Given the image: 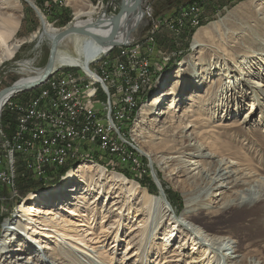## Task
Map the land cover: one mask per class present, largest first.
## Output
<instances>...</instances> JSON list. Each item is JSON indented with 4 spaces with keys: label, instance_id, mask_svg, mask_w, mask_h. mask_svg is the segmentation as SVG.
<instances>
[{
    "label": "rangeland",
    "instance_id": "obj_1",
    "mask_svg": "<svg viewBox=\"0 0 264 264\" xmlns=\"http://www.w3.org/2000/svg\"><path fill=\"white\" fill-rule=\"evenodd\" d=\"M107 1L111 4V0ZM183 1L186 3L191 0ZM261 1L263 0H207L204 3V20H202L199 26L186 30L181 34L173 32L166 26H161L156 30L153 41L150 39H147V41H141L143 46L149 49V53L154 50L157 52L154 53L153 56L152 53L149 56L151 63L148 75L149 84L145 87L144 91L139 94L138 108L142 102L149 100L154 96L155 92L158 90L157 84L161 79L168 81V78H172L183 59L191 57L192 59L194 58L193 60L198 62V64H196L194 71L187 67L186 71L183 72L182 78L177 79L179 98H181L182 95L183 100L191 95H193L194 98L192 101L184 103H181L180 101L179 103H181V105L178 106V110L173 113V116L167 115V113L165 116H163L162 113L160 114V112H163L164 108L167 107L166 104L169 99H165L164 103L159 105L155 114L151 113L147 122L138 127L133 126L134 121L131 124L130 122L125 124V122L121 120L117 121V123L121 125L127 143L132 150L131 161L127 162L128 164L124 163L121 165L114 161L109 162L105 155L95 152L91 157L84 155L67 162L65 166L74 165L68 169L64 168L65 171H61L57 178H50L45 181H43V179L42 181H38L39 179L33 180L38 182V184L34 185L35 187L31 188L29 191H24V189L18 184V178L23 175H27L28 177L33 172L24 167L20 157L17 155L16 173L13 175V172L11 171L12 181H8L10 186L3 185L0 189V241L6 236L5 233L8 228L13 226L11 223H15L14 221L19 218L17 216L18 205H20L30 192L41 193L51 191L48 195L55 194L53 193L54 191H52L53 187L60 183L63 186L67 184L68 180H66V178L64 179V176L68 174L70 169H77L79 164L83 161H95L104 166L109 172L121 173L130 180H136L142 187H145L148 192L162 195L163 198L168 201L164 204L167 208L168 215L163 219H159L160 226H158L159 224H153V226H151V221H154V218L156 219L157 214H154V216L146 223L144 214L140 216H138V214L133 215V208L129 211L128 207L129 204L136 200H131L132 198L129 197L126 187L121 188L118 185L111 186V182L104 178H94L91 181L89 180V184L84 183L82 185L84 186L83 189L74 196L80 194L87 197H92L93 195L96 196L95 200L97 201L96 204H94L95 208L93 214L89 213L87 216L88 219L86 217L87 226L84 228L95 232V234L88 235L86 242H88V245L90 244L91 247L97 246L95 249L98 250V252H95V254H98V257L95 259L96 264H157L160 257H158L156 249L161 246L164 233L170 230V227L168 226L169 220H167L169 214L171 217H175V219L178 220V223H181V234H186L190 228H194L198 231L199 235H205L206 228L204 227V224L187 218V214L205 208L211 210L216 209L215 206L218 204L217 202H219L220 196L217 195L218 197L215 202L207 200L206 204L196 207L191 206L188 201L200 200L207 191L209 196L205 198H216L215 195H211L212 192L214 194H219L220 191L216 190L215 185H213V189H208L210 188V183L207 184L214 175L210 174L211 172L205 167L200 171L196 178H189L187 179L188 182H185V176H178L174 173L177 171L176 163L166 160V155L164 153L162 154L159 150L148 147L147 141L150 139L151 135L158 138L165 137L167 134L171 135L172 138L177 141H180L181 137L179 132L182 129L184 130L183 133L185 136L190 135L192 129L188 130V127H184L189 123L186 122V118L183 117V111L186 107L195 109L200 108V110L204 112L205 121L208 122V125L211 127L208 128L210 130L212 129L211 131H214V135H216L217 138L227 141V143L230 144L232 143V139H234L238 143V146L236 148H231L230 151L237 150V152L244 154L247 158H251V160L264 162V86L261 87V91L256 90L251 88L244 80V73L246 74L245 79L248 77L252 79L255 77V74L251 75L253 72L258 73V76L256 77L264 80V9L261 8L263 6L260 4ZM21 2L23 6L21 12L23 14L20 17V27L15 34V38L17 39L28 37L35 31H42L43 24L41 17H45V19L56 28H63L68 24L74 23L72 19L77 17V11L87 10V4L89 3L87 0H81L80 4H74V1L62 2V8H60V10L67 9V11H64L67 12L68 19L61 23L59 22V18H56L55 14L56 9L58 8L55 6L53 0H21ZM93 2L96 3L97 0H94ZM115 2L117 5L116 13H118L122 0H115ZM179 3L180 0H169V2L163 1L157 4L155 13L156 15H160L172 6H177ZM240 3L246 4L245 8L241 10V14L237 12L233 16L227 17L226 15L228 11ZM162 7L164 8L162 9ZM107 9H102L101 11L93 13L92 17H101ZM89 17V15L81 14L77 18L85 20ZM220 19H222V21L219 24L218 32L205 38L204 44H219L220 47L225 48L224 43L229 41L234 43V40L238 41L241 38V44L245 43L246 46H250V44H248L250 42L249 38L252 36H257L258 38L257 43L254 42L253 44V49L256 48L258 54L253 51V54L247 56L245 63L238 64L241 65L240 70L243 73L241 79L239 69L230 72L231 70L226 69L224 62L222 61L223 63H221V56L219 55H222V53L217 52V49H214L213 51L204 46V54L196 59L199 55V50L192 48V41L195 32L203 25H207L209 22ZM144 28L145 25L141 29L137 27L135 33L137 34V32H141ZM131 32H134V29ZM37 41L38 40H33L22 43L14 58L2 63L0 66V92L2 89L17 82L24 75L30 74V72L27 73L21 70V64L23 61L32 60L31 65L35 69L46 66L49 58L51 42L44 39L38 47ZM60 44L58 45L59 50L76 55L74 44L71 39H63ZM250 47H252V45ZM260 54H262V57ZM230 65H232V63ZM91 67L101 73L97 63H91ZM71 72L75 76H83L80 69H71ZM190 73L193 75L190 76ZM189 77H191V79ZM200 80H205V82L199 87V84L202 83ZM232 80L235 82L237 81L238 83L234 86ZM229 81L230 84L227 85V82ZM39 89L40 87L37 85L31 89L23 90L16 94L15 97H11L8 101L23 100L24 98L37 93ZM245 93H247V96L242 99L241 95H245ZM194 100L197 101L194 102ZM8 101L6 102L3 111L7 110L6 107L9 103ZM252 102H255V109H252ZM3 111L0 117V138L5 133L7 134V129L9 128L8 125L2 124ZM249 113L250 115L245 117L246 114L248 115ZM154 118L156 120H154ZM194 143L200 146L201 152H210L209 149L206 148L205 143L202 145L201 141L195 139L192 140V144ZM142 158L145 159L144 162L147 166L144 165ZM214 159L217 161L219 160L218 162L224 164V160L221 161V157L216 156ZM232 161L234 160H231V162ZM235 162L236 161L233 163L235 164ZM146 167L148 170L144 171V168ZM174 168L176 169L174 170ZM197 172L198 169L196 170V175ZM259 172L263 173L264 171L259 170ZM13 176L15 177V182L13 181ZM149 177L152 179V182H150ZM259 177H257L258 180H264V173ZM196 181L199 183H197L198 185L196 187L199 191L195 193L190 186L192 184L195 185ZM214 182L215 181L213 180L211 184ZM219 183L225 186L227 180H220ZM254 184L256 185L257 182L255 181ZM199 185L204 187H200ZM251 188H254L253 184H251ZM167 191L170 192V196ZM176 194L182 199V205L179 203V198ZM74 196L69 198L74 199ZM242 196L245 195L242 193ZM119 207H121V209H119ZM224 226L225 224H223L222 227L213 230V233L222 237L221 239L225 240L226 238L223 249H227V253L231 256H237L239 261L247 255L249 261L253 259L250 257L251 253L248 252V248H241L240 239L241 235H244L241 231V227L237 228L235 231H229V229ZM81 233H84L85 235L87 234V232L85 233L84 231ZM17 234L18 233L8 236L9 238L16 236L17 239H11V242L7 243V247L5 248L7 250L4 252L5 254H3L2 260L0 259V264H3L4 262L6 263V261L12 262L6 264L36 263L37 261H31L32 258L29 261L30 251L23 252L18 249L22 246L21 244L24 240H26V233L21 230V232H19L18 235ZM20 237L21 239H18ZM91 237H95L94 240L88 241ZM192 242V239H189L188 237L184 242L185 248H193ZM235 245H238V247ZM232 246L234 247L231 248ZM234 250H236V253H233ZM62 255L63 254H61V257ZM212 255L213 254L210 256ZM34 259L36 260V258ZM45 260L47 264H74L69 261L70 259L66 261V257H63L59 263L50 258H45ZM39 262L36 264H42ZM95 262L93 258H86L79 264H95Z\"/></svg>",
    "mask_w": 264,
    "mask_h": 264
},
{
    "label": "bare ground",
    "instance_id": "obj_2",
    "mask_svg": "<svg viewBox=\"0 0 264 264\" xmlns=\"http://www.w3.org/2000/svg\"><path fill=\"white\" fill-rule=\"evenodd\" d=\"M87 1L89 2L87 4L88 9L78 10L77 17L81 14H86L90 16L89 18L81 20L74 17L72 19L74 23L68 24L63 28H56L45 19V17H41L43 24L42 31H35L28 37L17 39L15 38V34L20 27V17L23 14L21 12L23 9L22 2L21 0H0V66L4 61L14 58L22 43L38 40L37 46L39 47L44 39L52 42L53 37L59 31L70 26L83 27L96 32L102 37H109L114 31L115 24L118 25L119 23L118 33H121L125 27V14H122L118 18V21H115L112 18H107L102 20L98 19L97 22H95V18L92 17V14L101 11L102 9H107L110 6V3L107 0H97L96 3L93 2L94 0ZM206 1L207 0H191L186 3L183 1V4H180V11H188V8L205 5L204 3ZM139 2L140 0H138V5ZM128 3H130V0H123L125 6H127ZM260 4L263 5L261 8L264 9V0L261 1ZM245 6V3L238 4L236 7L229 10L226 16H233L237 12L241 14V10L245 8ZM104 15H106V11H104V14L101 17ZM139 17V6H136L132 13V22L134 26ZM221 21L222 19L209 22L195 32L192 41V48L199 50V55L196 59L204 54L205 51H203V47L205 46L213 51L214 49H217V52L222 53V55H219L221 56L220 61L221 63L224 62L227 70H231L230 72L237 71L238 69L240 70L241 65L238 64L245 63V59H247L249 54H253V51L257 53L256 48L253 49V44L254 42L257 43L258 38L257 36L249 38L250 42L248 40V44H250V46L252 45V47L249 45L246 46L245 43L241 44V38L238 41L234 40V43L228 40L229 42L224 43L225 48L220 47L219 44H204L205 38L218 32ZM67 38L71 39L73 42L76 55L58 49L52 74L46 81L38 85L39 87L47 84L52 78L64 74L65 68L74 69V63L79 64L85 70H88L95 80L100 81L99 76L92 71L91 63L94 62V64L97 63L98 65L104 64V62L107 61V53L111 49L112 44L80 34H69L64 40ZM120 39H122L121 34L114 36L115 41H119ZM260 56L262 57V54H260ZM193 59L191 57H186L179 64L172 78H168V81L161 79L157 84L158 90L152 97L153 99L145 100L139 108V97L132 101L129 114L126 116V123L130 122L131 124L134 121L133 126L138 127L147 122L149 115L151 113L155 114V111L160 104L164 103L165 99H169V101L166 104L167 107L164 108V111L160 112L163 116H165L166 113L167 115L173 116V113L178 110V106H180L181 103L192 101L194 98L193 95L184 100L183 95L179 98L177 79L182 78L183 72L186 71L187 67L192 69V71L195 70L198 62ZM231 63L232 65H230ZM31 64L32 60H25L22 62L21 70L27 73L30 72V74L21 77L16 82L18 89L9 92L0 100V117L6 102L11 97H15L16 94L28 89V86L31 83L38 84L39 79L43 76L44 67L35 69ZM242 74L243 73L240 70V79L242 78ZM253 74H255V77L252 79L249 77L245 79L246 74L244 73V80L251 88L261 91V87L264 86V80L256 77L258 76V73L253 72L251 75ZM192 75L193 74L190 73V76ZM189 78L191 79V77ZM200 81L202 83L199 84V87L204 84L205 80ZM232 83L235 86L238 82L232 80ZM228 84H230V81L227 82V85ZM246 96L247 93L241 95L242 99ZM180 101L181 103H179ZM196 101L197 100H194V102ZM253 108L255 109V102H252V109ZM203 113L204 112H202L200 108L195 109L186 107L184 109L183 117H185L186 122L190 124H187V126L185 125L184 127H188V130L192 129V131L190 135L185 136L183 133L184 130L182 129L179 132L181 137L180 141H177L168 134L165 137L158 138L151 135L150 139L147 141L148 147L159 150L162 154L164 153L166 155V160L176 163L177 171L174 173L178 176H185V182H188L187 179L189 178H196L200 171L207 167V170L211 172L210 174L214 175V177H211V180L207 182V184L210 183V188L208 189H213V185H215L216 190L220 191L219 194H214L212 192L211 195H215L216 198H205L209 196L207 191L200 200L188 201L191 206L196 207L206 204L207 200L215 202L217 197L220 196V200L215 206L216 209L211 210L205 208L187 214V218L204 224V227L206 228L205 235H199L198 231L194 228H190L186 234H181V223H178V220L175 219V217H171L169 214L167 220H169L168 226L170 227V230L164 233L161 246L156 249L158 257H160L157 264H264V180L261 181V179H257V177L264 173L259 172V170L264 171V162L251 160V158H247L244 154L237 152V150L230 151L231 148H236L238 143L234 139H232V143L230 144L227 143V141L217 138L216 135H214V131H211L212 129L210 130L208 128L210 126L208 125V122L205 121ZM250 113L248 115L246 114L245 117L249 116ZM156 119L158 120L157 117ZM156 119L154 118V120ZM123 136L125 137L124 132ZM194 139L201 141L202 145L205 143L206 148H208L210 152H201L198 144H192V140ZM5 152H8V157H11L10 170L14 175V173H16V157L18 154L17 141H14V139H6ZM18 156L20 157V155ZM88 156L91 157V155ZM216 156L221 157V161L224 160V164L218 162L219 160H215L214 158ZM78 157L80 156L74 157L67 162ZM231 160L236 161L235 164L233 163L234 161L231 162ZM175 169L176 168H174V170ZM197 169L198 172L196 175L195 173ZM59 173L60 171L58 170L56 177L59 176ZM65 178L68 180L67 184L63 186L60 183L61 185L56 184L55 187H53L52 191H54L53 193L55 194L48 195L51 191L41 193L30 192L20 205H18L17 216L19 218L14 221L15 223H11L13 226L8 228L5 233L6 236L0 241L1 260L3 254H5L4 252L7 250L5 249L7 243H10L11 239H17L16 236H13V238H9L8 236L14 235L15 233L19 234L22 230L26 233L28 239L26 238L21 244L22 246L18 249L23 252L30 251L31 254L29 253V261L32 258V262L40 261L39 263L47 264L45 258H50L59 263L63 257H66V261L70 259L69 261L74 264H79L86 258H93L95 262V259L98 257V254H95V252H98V250H95L97 246L91 247V245H88V242H86L88 235L95 234V232L84 228L87 226L86 217L89 213L93 214L95 208L94 204H96L97 201L95 200L96 196L93 195L92 197H87L81 194L74 196L83 189L84 186L82 185L84 183L89 184V180L91 181L94 178H104L111 182V186L118 185L121 188L126 187L129 197L132 198L131 200H136L129 204V211L133 208V215L138 214V216H140L144 214L145 223L148 222L154 214H157L156 219L154 218V221H151V226H153V224H159L158 226H160L159 219H163L168 215L167 208L164 206L165 202L168 201H166L162 195L148 192V190L145 187H142L138 181L130 180L121 173L109 172L104 166L95 161L81 162L77 169H70L68 174L64 176V179ZM14 179L15 177L13 176V181ZM33 179L35 180L36 178L33 177ZM223 179L227 180L225 186L219 183V181ZM213 180L215 182L211 184ZM8 181H12V175H8ZM38 181H42V179H39ZM255 181L257 182L256 185L254 184ZM197 183L198 182L196 181L195 185L192 184L194 186H190L195 193L199 191L196 188L199 184ZM251 184H253L254 188H251ZM199 186L204 187L202 185ZM242 193L245 196H242ZM73 196L74 199H70ZM119 209H121V207H119ZM223 224H225L229 231H235L237 228L241 227V231L244 234L241 235L240 239L241 248H248V252L251 253L250 257L253 259L249 261L247 255L239 261L237 256H231L227 253V249H223L226 238L224 237L225 240L221 239V236L213 233V230L222 227ZM82 231L85 233L87 232V234L85 235L84 233H81ZM188 237L193 241V248H185L184 242ZM94 238L91 237L88 241H93ZM18 239H21V237ZM235 246L238 247V245ZM233 247L234 246L231 248ZM233 253H236V250H234ZM61 254H63L62 257ZM211 254L213 255L210 256ZM34 258H36V260ZM6 263L12 262L6 261ZM6 263L4 262L3 264Z\"/></svg>",
    "mask_w": 264,
    "mask_h": 264
},
{
    "label": "built area",
    "instance_id": "obj_3",
    "mask_svg": "<svg viewBox=\"0 0 264 264\" xmlns=\"http://www.w3.org/2000/svg\"><path fill=\"white\" fill-rule=\"evenodd\" d=\"M53 1L58 9L62 8V2L81 3V0ZM163 1L169 2L141 0L140 17L127 43L111 47L107 61L99 65L101 73L92 69L100 81L74 63V69H80L83 76H75L71 69L65 68L64 74L52 78L37 93L20 101H8L6 109L14 115L15 127L11 134L5 133L0 138V189L3 185L10 186L8 175H12L11 157L5 152L6 139L17 141V155L36 179L54 178L70 159L95 152L105 155L109 162L123 165L131 161V147L117 121L126 124L132 101L149 84V56L157 51L149 53L141 41H153L161 26L181 34L199 26L205 16V5L180 11L183 0L156 15L155 8ZM116 12V2L111 0L106 15L95 17V22L111 19ZM144 25L136 34V28Z\"/></svg>",
    "mask_w": 264,
    "mask_h": 264
},
{
    "label": "water",
    "instance_id": "obj_4",
    "mask_svg": "<svg viewBox=\"0 0 264 264\" xmlns=\"http://www.w3.org/2000/svg\"><path fill=\"white\" fill-rule=\"evenodd\" d=\"M136 6H139V11H140L141 10V0L139 2V5H138V0H130V3H128L127 6H125L123 4V0H122V3H121V6H120L118 13L112 17V19H114L115 21H118L119 20L118 18L122 14H125V27L121 31V33H118L119 23H118V25L115 24V27L113 29L114 31L111 34V36H109V37H102L90 29H86L83 27H77V26L67 27V28L63 29L62 31H60L59 33H57L53 37L51 45H50L49 58H48V62L46 64V66L44 67L43 76L39 79L38 84L37 83L29 84L28 89H31L33 87H36L37 85H40L41 83L46 81L47 78L52 74V71H53L54 65H55V58H56V53L58 50V45L69 34H80V35H84V36H89V37L96 39V40H99V41L109 42L112 44V47L116 46V45L127 43L128 38L131 35V31L134 28V25L132 22V13H133V10L136 8ZM118 34H121L122 39H120L119 41H115L114 36H117ZM16 89H18L16 82L14 84H12L11 86H8V87L2 89L0 92V100L6 94H8L9 92L14 91ZM64 166H62V168H60V170H62L64 168ZM54 178H57V177H54ZM43 181H45V180H43Z\"/></svg>",
    "mask_w": 264,
    "mask_h": 264
},
{
    "label": "trees",
    "instance_id": "obj_5",
    "mask_svg": "<svg viewBox=\"0 0 264 264\" xmlns=\"http://www.w3.org/2000/svg\"><path fill=\"white\" fill-rule=\"evenodd\" d=\"M64 10L67 11V9H64ZM64 10L56 9V14L55 15L59 17V22H61V23L67 21V19H68V14ZM2 124L3 125L6 124V125L9 126V128L7 129V133L8 134H11L13 132L14 127H15V120H14V116L12 115V113H10L8 110H4L3 111ZM142 160L144 162L145 159L142 158ZM72 165H74V164H72ZM144 165L147 166L145 164V162H144ZM71 166L70 165L69 166H65L64 168L68 169ZM64 168L62 170H60V172L61 171L64 172L65 171ZM147 170H148L147 167L144 168V171H147ZM62 174H64V173H62ZM33 180L34 179H33V174L32 173L28 177H27V175H23V176H20L18 178V184H19V186L21 188L24 189V191H29L31 188L35 187L34 185L38 184V182H35ZM149 180H150V182H152V179L150 177H149ZM167 193L170 196V192L167 191ZM178 198H179V203L182 205V199L179 196H178Z\"/></svg>",
    "mask_w": 264,
    "mask_h": 264
}]
</instances>
